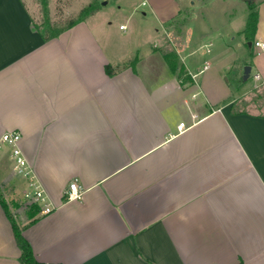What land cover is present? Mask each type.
<instances>
[{"label":"crops","instance_id":"obj_1","mask_svg":"<svg viewBox=\"0 0 264 264\" xmlns=\"http://www.w3.org/2000/svg\"><path fill=\"white\" fill-rule=\"evenodd\" d=\"M147 1L160 41L141 56L136 45L95 33L86 17L44 40L22 0H0V136L20 133V149L55 209L30 215L25 179L13 172L6 146L1 199L39 264H264V115L234 109L238 95L216 105L194 78L190 52L177 51L171 71L159 48L169 40L165 23L184 3ZM255 10L251 38L242 33L246 23L228 21L199 37L220 38L210 59H225L218 68L238 94L257 83L253 63L244 54L226 57L233 33L249 49L264 42V0ZM211 43H203L206 53ZM132 54L134 69L106 74L105 64L122 65ZM73 179L82 196L64 200ZM20 253L0 203V264H22Z\"/></svg>","mask_w":264,"mask_h":264},{"label":"rangeland","instance_id":"obj_2","mask_svg":"<svg viewBox=\"0 0 264 264\" xmlns=\"http://www.w3.org/2000/svg\"><path fill=\"white\" fill-rule=\"evenodd\" d=\"M22 1L30 13L32 21L42 32L48 30L47 23L52 28L64 27L69 20L78 16L81 8L95 1L101 8L86 17L95 33H99L101 29H104L106 34L118 39L117 43L136 45L141 56L151 51L153 43L160 41L159 36L153 30L155 16L150 13L147 0V4L144 6L139 5L140 0ZM104 1L105 4L102 3ZM153 1L160 6L168 5L172 0ZM177 1L183 2L184 6L182 5L179 15L165 23L166 30L169 32V40L159 50L163 53L173 52L174 54L177 51L181 54L190 52L196 66L192 70L194 78L200 83L202 91L212 101H217L216 105L238 95L233 103L234 109L264 115V83L260 82L261 79L256 80L257 83L244 93L238 94L232 76L225 71L221 73L220 68H218L225 59L217 63L210 59L214 53L222 48L220 47V38L216 34L206 38V42H212L208 47L211 50L209 53H206V47H203L205 41L199 39L200 34L203 32L215 28L218 30L225 29L222 27H225L227 21L234 27H242L241 25L246 23L247 17L245 14L248 10L247 1L249 0H192L193 7L190 6L188 0ZM256 1L259 0H252L251 2ZM143 11L146 14H143ZM120 23L125 25L126 29L124 31L118 28ZM127 36H129V39L126 38ZM233 36H235V39L231 42L232 45L231 49L229 48L226 62L244 54L245 58L247 57V60L253 63L251 75L255 73L257 67L262 77H264V52L257 53L259 48L254 46L249 49L239 33H233ZM226 39L224 37V40ZM249 50L252 51L251 55ZM134 54L129 57L133 58ZM203 59L209 63L208 69H203ZM181 66L184 67V73L180 74V78H184V83H187L189 81L187 77H190V75L185 66Z\"/></svg>","mask_w":264,"mask_h":264},{"label":"built area","instance_id":"obj_3","mask_svg":"<svg viewBox=\"0 0 264 264\" xmlns=\"http://www.w3.org/2000/svg\"><path fill=\"white\" fill-rule=\"evenodd\" d=\"M147 4L146 0H140L139 5L144 6ZM120 28H122L120 26ZM254 47H258L259 50L257 53H260V50H264V42L254 41ZM209 51V49H207ZM208 67L207 63H204L203 69ZM255 80L260 79L258 73L253 74ZM185 123L180 122L178 128H184ZM21 135L18 131H6L0 136V148L6 146L9 149V156L12 161V170L13 172L25 179V188L22 192L24 201L27 204H37L39 206V211L43 214L52 212L55 209V206L52 205L44 191L42 185L36 179V176L33 173L32 168L30 167L27 159L23 155L20 146ZM82 196V189L77 183V179H73L69 182L66 190L64 191V200H74L80 199Z\"/></svg>","mask_w":264,"mask_h":264},{"label":"trees","instance_id":"obj_4","mask_svg":"<svg viewBox=\"0 0 264 264\" xmlns=\"http://www.w3.org/2000/svg\"><path fill=\"white\" fill-rule=\"evenodd\" d=\"M100 6L97 5L95 1L91 2L88 4L86 7H83L80 9L78 16L75 19L69 20L66 25L62 28H52L49 23H47V31L42 32L39 30L36 25L33 23V26L40 32L42 38L44 40L50 39L52 37L57 36L61 32L69 29L76 23L82 21L85 17L93 14ZM256 22H257V12L255 10V2H248V15H247V20L244 29L242 30L243 35L246 38H251L255 29H256ZM164 59L166 60L168 67L170 68L171 71L175 70L176 67V60H175V54L173 52H167L163 54ZM138 60L137 56H134L131 60L126 61L122 65H117V66H112L109 63L105 64L104 70L106 74L111 75L113 74L118 68L120 67H125V66H131L132 69H134L135 63ZM184 73V67L181 66L179 70V75ZM180 77V76H179ZM188 80H190V77H187ZM181 82L184 83L185 79L180 78ZM0 203L3 205L4 209L6 210V214L8 218L11 221L12 228H13V233L14 237L16 240V243L18 244V247L20 248V262L22 264H39L38 261L35 259L32 249L29 245V243L24 239V237L21 234V230L24 226L19 225L14 216L11 214V212L7 211L6 205L4 204L3 200L1 199L0 196ZM30 210L32 211L30 215H33L39 211V206L37 204H31L29 207ZM33 222V219L29 221V223ZM28 223V224H29ZM27 224V225H28Z\"/></svg>","mask_w":264,"mask_h":264},{"label":"water","instance_id":"obj_5","mask_svg":"<svg viewBox=\"0 0 264 264\" xmlns=\"http://www.w3.org/2000/svg\"><path fill=\"white\" fill-rule=\"evenodd\" d=\"M252 0H249L247 2H251ZM103 4H105V1L102 2ZM249 74H250V66L249 65H245L243 67V73H242V79L243 80H246L248 77H249Z\"/></svg>","mask_w":264,"mask_h":264}]
</instances>
